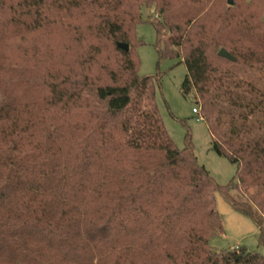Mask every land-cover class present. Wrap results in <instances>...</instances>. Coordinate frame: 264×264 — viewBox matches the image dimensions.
Segmentation results:
<instances>
[{
    "label": "trees",
    "instance_id": "trees-1",
    "mask_svg": "<svg viewBox=\"0 0 264 264\" xmlns=\"http://www.w3.org/2000/svg\"><path fill=\"white\" fill-rule=\"evenodd\" d=\"M142 8L237 167L225 187L169 137L160 79L139 74ZM263 14L264 0H0V264H264L210 246L219 191L264 236Z\"/></svg>",
    "mask_w": 264,
    "mask_h": 264
},
{
    "label": "rangeland",
    "instance_id": "rangeland-1",
    "mask_svg": "<svg viewBox=\"0 0 264 264\" xmlns=\"http://www.w3.org/2000/svg\"><path fill=\"white\" fill-rule=\"evenodd\" d=\"M144 21L136 25L135 48L139 60V74L145 77H159L156 90V105L164 122L165 129L179 149H184L188 141L193 145V152L200 166L205 167L214 181L225 187L237 175L236 165L212 150L213 138L208 124L200 120L201 112L195 91L184 94L182 85L187 77L186 65L182 59L170 58L160 60L157 48L156 28L149 21L157 19L154 8H142ZM264 22V14L262 16ZM232 198L248 201V197L238 190L231 191ZM216 208L222 219L220 232L210 240L215 252L247 249L264 258V236L254 220L235 211L224 194L215 193Z\"/></svg>",
    "mask_w": 264,
    "mask_h": 264
},
{
    "label": "water",
    "instance_id": "water-1",
    "mask_svg": "<svg viewBox=\"0 0 264 264\" xmlns=\"http://www.w3.org/2000/svg\"><path fill=\"white\" fill-rule=\"evenodd\" d=\"M228 5L229 6H232V5H234V0H228ZM118 46L120 47V48H122V49H124L125 51H129V49H130V45L129 44H126V43H122V42H120L119 44H118ZM219 56H221V57H223V58H226V59H228L229 61H235V57L234 56H232L231 54H229L225 49H221L220 51H219Z\"/></svg>",
    "mask_w": 264,
    "mask_h": 264
},
{
    "label": "built area",
    "instance_id": "built-area-1",
    "mask_svg": "<svg viewBox=\"0 0 264 264\" xmlns=\"http://www.w3.org/2000/svg\"><path fill=\"white\" fill-rule=\"evenodd\" d=\"M193 112H194L195 114H200V112L197 111V109H194ZM202 119H203V118H202V116H201L200 120H202Z\"/></svg>",
    "mask_w": 264,
    "mask_h": 264
}]
</instances>
